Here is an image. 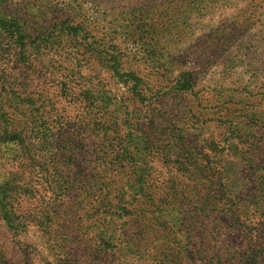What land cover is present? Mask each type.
<instances>
[{"label":"rangeland","instance_id":"1","mask_svg":"<svg viewBox=\"0 0 264 264\" xmlns=\"http://www.w3.org/2000/svg\"><path fill=\"white\" fill-rule=\"evenodd\" d=\"M0 8L34 41L26 60L0 38V93L18 86L31 97L65 155L57 189L37 153L2 148L1 177L31 188L17 197L28 231L0 226L8 264H264V0H3ZM66 22L82 31L68 34ZM108 45L120 73L138 82L113 73ZM181 71L190 73L187 91L175 88ZM87 89L98 99L105 90L110 102L88 108ZM144 134V191L133 198L137 167L127 153L140 155ZM50 148L38 155L48 160ZM104 195L109 206L97 202Z\"/></svg>","mask_w":264,"mask_h":264},{"label":"trees","instance_id":"2","mask_svg":"<svg viewBox=\"0 0 264 264\" xmlns=\"http://www.w3.org/2000/svg\"><path fill=\"white\" fill-rule=\"evenodd\" d=\"M2 2L3 0H0V5L2 4ZM24 27L25 24L19 18L10 15L6 10L3 11L0 8V38L2 37L3 39L10 41V43L8 44H10L14 49L15 55H17L18 53L26 58L25 52L30 49L31 44H33L34 41L32 40V36L30 35V33H28ZM61 27L62 29L66 30L68 34H71L72 32L77 33L79 30L82 31L81 27L70 26L67 24V22L61 24ZM103 51L105 57H107V60L112 62L111 67L115 75L120 77L125 76L123 78V80H125L124 82H127V79H131L135 82L139 81V78L133 71L120 73L117 67L118 58L116 56L118 53L112 48L111 45H108ZM26 60H29L28 57L26 58ZM192 87L193 84L191 83L190 73L185 71L179 72L178 78L175 83V88L182 91H187ZM1 88L4 87L1 86ZM94 93L99 94L100 92H94L89 89L85 90L84 92V100L90 102L88 108L96 107L99 103L103 105V103L106 104L107 102H110L109 96L105 90H103V92L99 96V99L98 97L93 96ZM6 94L7 95L4 96V94L0 93V152L2 151V148H5L4 151H6L7 149H11L13 150V152L22 150L23 152L27 151V154L32 152L35 155V153H37V158L39 160L38 162L36 161L37 164L44 165V167H42V170L44 172L47 171L48 175L52 177L53 183L55 184L56 188L61 189V184L63 183V181H61V178L65 177L63 175L65 167H63L62 164L65 160V155L61 154V151L59 150L60 141H58V138H52L50 140V131H45L43 125L40 124L38 108L35 106V102L31 97L22 95L20 87L16 86L15 88H11L8 92H6ZM17 115H23L24 118L20 121V119L17 118ZM107 123V119H104L102 116H100L96 120L95 125L104 134L110 127L106 125ZM46 140L48 141V144H45ZM138 140L141 143L140 155L138 157H135L133 154L127 153L128 163L134 167H137L136 169H134V171H136L137 173V178L136 180L134 179V183L136 184L134 189L136 190V193L134 194L135 196L133 198L144 191V165L147 164L146 158L149 155V149L151 147V140L146 134L143 135L142 140L141 138H139ZM46 146H51L50 149H52L53 154L52 156H48V160H44L43 155H38V153L44 151L43 149ZM34 157L29 156L31 160H35ZM48 175L44 176L46 177L45 180L47 179V177H49ZM66 182L74 185L76 180L72 178L71 181ZM64 184L66 183L64 182ZM103 184L104 181L102 179L95 180L93 184V186H95L96 189H98V191L100 192V195L102 192L101 188ZM18 185L19 184L17 182L15 183L10 179L2 178L0 175V226L2 225L4 229L12 231L16 235L25 234L28 231V222H26V220L23 219L22 215L19 213L17 197L19 194H21V192L26 194L31 191L30 187L23 188L21 186L19 187ZM68 186L69 185H66V187ZM106 198L107 196L104 195L97 202H101L103 205L107 206L109 204V200H106ZM105 200L106 204H104ZM41 238L43 242L45 241L44 244L51 243L48 242L47 239H44L43 236H41ZM259 254H262V252H260ZM8 262L9 261L5 258L2 246L0 244V264H8ZM25 263L30 264L27 259ZM12 264L16 263L13 262ZM258 264L260 263L258 262Z\"/></svg>","mask_w":264,"mask_h":264}]
</instances>
